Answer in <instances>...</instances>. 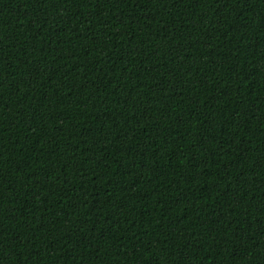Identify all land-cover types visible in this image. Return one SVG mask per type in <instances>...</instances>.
Returning a JSON list of instances; mask_svg holds the SVG:
<instances>
[{"label":"trees","instance_id":"1","mask_svg":"<svg viewBox=\"0 0 264 264\" xmlns=\"http://www.w3.org/2000/svg\"><path fill=\"white\" fill-rule=\"evenodd\" d=\"M0 264H264V0H0Z\"/></svg>","mask_w":264,"mask_h":264}]
</instances>
